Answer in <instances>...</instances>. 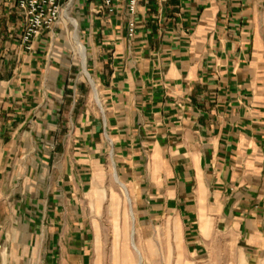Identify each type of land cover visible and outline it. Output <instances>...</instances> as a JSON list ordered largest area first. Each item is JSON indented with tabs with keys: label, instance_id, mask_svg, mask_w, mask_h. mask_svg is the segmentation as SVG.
Segmentation results:
<instances>
[{
	"label": "crops",
	"instance_id": "0c3cea01",
	"mask_svg": "<svg viewBox=\"0 0 264 264\" xmlns=\"http://www.w3.org/2000/svg\"><path fill=\"white\" fill-rule=\"evenodd\" d=\"M16 1L0 0V264H96L109 224L139 263L161 223L204 264L226 240L264 264V0H73L30 49Z\"/></svg>",
	"mask_w": 264,
	"mask_h": 264
},
{
	"label": "rangeland",
	"instance_id": "374dc122",
	"mask_svg": "<svg viewBox=\"0 0 264 264\" xmlns=\"http://www.w3.org/2000/svg\"><path fill=\"white\" fill-rule=\"evenodd\" d=\"M71 10V8L69 9ZM73 15V14H72ZM69 19L70 16L68 15ZM68 19V20H69ZM72 19V18H71ZM66 24L69 21H64ZM72 23V22H71ZM63 24V23H62ZM72 36V34H71ZM73 35V41H74ZM72 40V38H71ZM78 55V53H77ZM80 56V55H78ZM118 214V213H117ZM124 214L126 215L125 211ZM128 225V230L131 229V220ZM101 230L98 231V238L96 241V264H120L121 261L128 255H121L122 246H118V240L115 239L116 229L115 224H109L107 228L112 232L113 239H106V230L104 225H100ZM176 231V225L171 223H161L155 227L149 226L143 233L141 240L144 257L142 256L143 264H204V261L194 259L186 252L184 241L181 238L174 239L172 234ZM132 236L134 228L132 229ZM128 247L132 255H129L131 264L138 263V255L132 249L130 240ZM130 242V244H129ZM133 242V241H132ZM134 248V247H133ZM197 260V261H196ZM209 264H243L239 258L236 250L231 245L230 241H225L223 253L214 254L213 259Z\"/></svg>",
	"mask_w": 264,
	"mask_h": 264
},
{
	"label": "built area",
	"instance_id": "2783aa9c",
	"mask_svg": "<svg viewBox=\"0 0 264 264\" xmlns=\"http://www.w3.org/2000/svg\"><path fill=\"white\" fill-rule=\"evenodd\" d=\"M102 3L109 13L114 11V3L123 0H96ZM130 13L136 12L138 0H126ZM73 0H17L16 6L22 15L24 25L21 42L27 49L31 48V42L40 35L43 30H49L56 24L69 21L64 16V11L69 14ZM134 31V22H129V35Z\"/></svg>",
	"mask_w": 264,
	"mask_h": 264
},
{
	"label": "bare ground",
	"instance_id": "6f19581e",
	"mask_svg": "<svg viewBox=\"0 0 264 264\" xmlns=\"http://www.w3.org/2000/svg\"><path fill=\"white\" fill-rule=\"evenodd\" d=\"M64 16H66L68 19H69V17H68V12L67 11H64ZM70 20V19H69ZM72 23L74 24V25H76V23L74 22V20L72 21ZM74 42H75V44H76V46H77V49L76 50H78V53H79V55H80V57H82V58H84V56H85V53H84V50H83V48H82V46H81V43H80V41H79V39H78V37L75 35L74 36ZM115 179H116V176H115ZM119 184V183H118ZM127 197V196H126ZM132 244H133V247L135 248V249H137V247H136V245H135V242L133 241L132 242ZM143 258H142V256L140 255V261H139V263L138 264H143V260H142Z\"/></svg>",
	"mask_w": 264,
	"mask_h": 264
}]
</instances>
